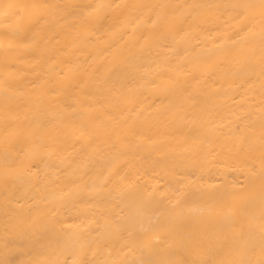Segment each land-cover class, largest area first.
<instances>
[{
	"label": "bare ground",
	"instance_id": "6f19581e",
	"mask_svg": "<svg viewBox=\"0 0 264 264\" xmlns=\"http://www.w3.org/2000/svg\"><path fill=\"white\" fill-rule=\"evenodd\" d=\"M262 259L264 0H0V261Z\"/></svg>",
	"mask_w": 264,
	"mask_h": 264
},
{
	"label": "snow or ice",
	"instance_id": "6c2138e0",
	"mask_svg": "<svg viewBox=\"0 0 264 264\" xmlns=\"http://www.w3.org/2000/svg\"><path fill=\"white\" fill-rule=\"evenodd\" d=\"M4 7H6V8L9 9V10H12V9L17 8V7H19V6H18V5H12V4H9V5H5ZM32 7H33V8H38L39 6H38V5H33ZM0 264H9V262H7V261H0ZM238 264H251V262L241 260V261L238 262ZM259 264H264V259H262V260L259 262Z\"/></svg>",
	"mask_w": 264,
	"mask_h": 264
}]
</instances>
